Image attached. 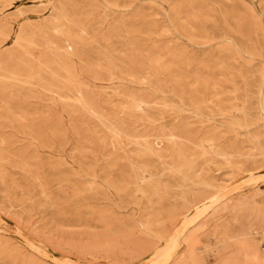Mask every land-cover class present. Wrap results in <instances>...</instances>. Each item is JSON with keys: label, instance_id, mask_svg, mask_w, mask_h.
<instances>
[{"label": "rangeland", "instance_id": "1", "mask_svg": "<svg viewBox=\"0 0 264 264\" xmlns=\"http://www.w3.org/2000/svg\"><path fill=\"white\" fill-rule=\"evenodd\" d=\"M0 264H264V0H0Z\"/></svg>", "mask_w": 264, "mask_h": 264}, {"label": "bare ground", "instance_id": "2", "mask_svg": "<svg viewBox=\"0 0 264 264\" xmlns=\"http://www.w3.org/2000/svg\"><path fill=\"white\" fill-rule=\"evenodd\" d=\"M215 199H216L215 196H214V197H210V198H208L207 200H205L204 202H201L200 204H201V206H204V205L210 204V203L213 202ZM201 206H200V205L197 206L196 209H200Z\"/></svg>", "mask_w": 264, "mask_h": 264}]
</instances>
